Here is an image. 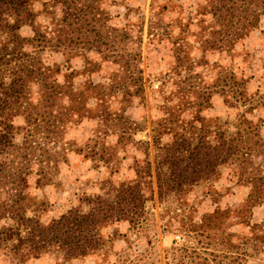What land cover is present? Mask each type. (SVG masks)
Returning a JSON list of instances; mask_svg holds the SVG:
<instances>
[{
  "label": "trees",
  "instance_id": "obj_1",
  "mask_svg": "<svg viewBox=\"0 0 264 264\" xmlns=\"http://www.w3.org/2000/svg\"><path fill=\"white\" fill-rule=\"evenodd\" d=\"M32 1L0 0V255L10 264L23 263L52 249L67 259L91 254L103 243L101 230L106 225L124 220L139 225L145 217L144 203L152 199L154 191L159 198L180 192L225 165L239 176L238 170L243 171L261 153L264 139L257 123L242 113L233 130L211 128L200 109L216 92L242 104L247 99L264 102L263 94L247 93L243 77L206 57L212 50L233 55L236 44L264 18V0L198 3L193 17L197 30L191 32L200 51L197 58L191 55L193 44L185 30L173 35L156 11L148 34L165 41L173 62L160 88L167 80L173 87L162 95V115L151 121L149 138L136 140L143 146L144 156L133 159V176L117 182L102 180L97 192L79 197L85 208L71 206L49 222L41 221L34 212L29 214V176L37 173L35 181L41 183L55 174L59 158L69 149L63 134L70 113L96 118L101 132L118 128V141L133 140L126 120L120 119L121 109L112 108L111 97L119 94L125 101L142 89L140 76L135 75L140 69L132 25L104 28L105 15L95 0H44L42 11L49 22L41 25L30 7ZM23 25L31 27L30 36L19 32ZM70 42L83 43L101 60L118 66L105 84H91L95 97L92 107L86 106L85 97L65 90L54 77L55 70L39 56L46 47ZM195 62L212 71L208 80L193 71ZM97 64H92L91 70ZM185 110L191 119L183 116ZM15 116L22 118L21 124L14 123ZM103 149L98 153H106L104 163L112 164L109 152ZM263 178L264 174L244 178L253 183L249 198L252 194L261 198ZM257 225L253 223L251 228ZM251 240H256L255 234Z\"/></svg>",
  "mask_w": 264,
  "mask_h": 264
},
{
  "label": "rangeland",
  "instance_id": "obj_2",
  "mask_svg": "<svg viewBox=\"0 0 264 264\" xmlns=\"http://www.w3.org/2000/svg\"><path fill=\"white\" fill-rule=\"evenodd\" d=\"M43 1L33 0L30 4L41 25L49 22L42 11ZM198 3L203 0H95L97 8L105 15L104 28L132 25L131 36L137 41L134 46L139 55L136 64L140 71L135 75L140 76L142 89L125 101L119 94L111 97L112 108L121 109L123 117L120 119L126 120L127 132L133 140L121 138L118 141V128L101 132L102 126L97 125L96 118L85 114L79 117L71 112L63 134L69 149L59 158L55 174L41 183L35 181L37 173L29 176V214L34 212L41 221L49 222L71 206L85 208L79 197L97 192L102 180L117 182L133 176V159L144 156L143 146L136 140L149 138L151 121L162 115L159 107L162 95L167 88L173 87L167 80L160 88L173 62L165 41L148 34V24L157 11V16L167 23L173 35L180 34L183 28L186 38L193 44L191 55L197 58L200 51L195 47V36L191 32L197 30L193 17ZM19 32L24 36L32 34L29 25L21 26ZM86 46L70 42L57 48L46 47L39 56L55 70L54 77L65 90L85 97L86 106L92 107L95 97L91 84H105L109 73L118 66L101 60ZM233 53L212 50L206 57L243 77L248 94L264 96V18L236 44ZM96 62L98 64L91 70ZM194 65L193 71L207 80L210 78L212 71L207 70V65L199 62ZM246 102L242 104L216 92L201 107L200 115L212 124L211 128L219 126L233 130L234 122L243 113L257 123L264 139V102L249 99ZM183 116L191 119L188 110ZM13 120L15 124L22 123L20 116ZM88 145L92 146L91 151ZM261 146V153L253 157L243 171L238 170L241 178L231 166L225 165L180 192L159 198L154 191L152 199L144 203L142 222L137 226L126 220L106 225L101 230L103 243L91 254L67 259L52 249L20 264H264V190H259L263 194L261 198L257 199L254 194L249 198L253 183L244 180L248 175L264 174V143ZM103 148L104 152H109L107 157L113 160L112 164L104 163L106 153H98ZM149 154L152 159L150 147ZM253 223L258 224L254 230ZM254 234L255 241L251 240ZM0 264H10V260L0 255Z\"/></svg>",
  "mask_w": 264,
  "mask_h": 264
}]
</instances>
